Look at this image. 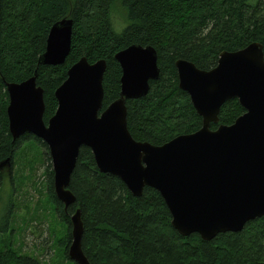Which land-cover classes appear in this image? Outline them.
I'll return each mask as SVG.
<instances>
[{
  "label": "trees",
  "instance_id": "obj_1",
  "mask_svg": "<svg viewBox=\"0 0 264 264\" xmlns=\"http://www.w3.org/2000/svg\"><path fill=\"white\" fill-rule=\"evenodd\" d=\"M67 17L73 28L65 62L38 64L50 26ZM253 41L262 44L264 56V0H0V163H12L23 143H37L45 150L44 158L50 159L46 144L33 134L12 139L7 82L23 81L36 70L46 123L57 107L54 90L70 65L82 56L89 62L104 59L103 109L119 96L121 68L115 53L133 43L151 45L157 51L159 76L149 82L146 95L126 100V118L134 139L160 145L196 131L202 123L189 95L178 87L175 60L210 69L221 51ZM243 112L236 98L228 99L220 108L218 123L210 127L231 124ZM44 173L48 200L62 219L70 224V214L79 208L81 247L90 264H264V216L248 221L241 231L219 233L205 241L197 233H177L156 189L144 187L136 197L117 176L100 172L86 146L79 149L68 186L76 200L66 210L55 197L50 163ZM7 205L12 208L15 201L9 198ZM0 224L7 237L8 221L1 219ZM65 238H71L70 230L59 244L62 255L67 251ZM17 251L10 247L0 253V264H19L25 258ZM63 258L57 264H71Z\"/></svg>",
  "mask_w": 264,
  "mask_h": 264
},
{
  "label": "water",
  "instance_id": "obj_2",
  "mask_svg": "<svg viewBox=\"0 0 264 264\" xmlns=\"http://www.w3.org/2000/svg\"><path fill=\"white\" fill-rule=\"evenodd\" d=\"M73 20L54 22L37 63L59 65L70 51ZM121 68L119 96L102 109L106 61L80 57L54 90L57 107L45 123L43 88L37 72L20 82H7L8 129L15 140L25 133L47 146L53 170V191L64 210L76 200L69 189L81 146L88 147L100 172L117 176L133 196L144 187L156 189L181 236L197 233L209 241L217 234L241 231L248 221L264 216V56L253 41L219 53L217 63L201 69L176 59L178 87L201 117L194 132L155 145L132 137L127 127L126 100L147 94L159 76L157 51L133 43L115 53ZM236 98L244 108L231 124L218 123L222 104ZM69 257L90 264L81 247L79 208L69 217Z\"/></svg>",
  "mask_w": 264,
  "mask_h": 264
},
{
  "label": "rangeland",
  "instance_id": "obj_3",
  "mask_svg": "<svg viewBox=\"0 0 264 264\" xmlns=\"http://www.w3.org/2000/svg\"><path fill=\"white\" fill-rule=\"evenodd\" d=\"M44 151V148L37 143H23L12 163H0V221L1 219L8 221L7 228H10L9 231L11 230L13 236V244L10 247L18 250L20 248V252H25L33 242V238L29 236L32 230L39 233L40 229H44L39 225L42 220L47 229L52 252L49 250L41 256V264H57L62 257H65V252L63 255L60 253L62 251L59 249L62 248L59 244L62 243L65 231L70 230L71 235L72 225L71 221L69 224L62 219L60 212L57 208L55 210L54 205L48 200L44 171L46 165L51 164V160L44 158ZM24 155L25 165L22 162ZM33 165H36L35 169ZM9 198L15 201L12 208L7 205ZM20 239H23V243L17 248L16 243ZM3 242L7 244L4 238L2 244ZM2 244L0 248L5 246Z\"/></svg>",
  "mask_w": 264,
  "mask_h": 264
},
{
  "label": "flooded vegetation",
  "instance_id": "obj_4",
  "mask_svg": "<svg viewBox=\"0 0 264 264\" xmlns=\"http://www.w3.org/2000/svg\"><path fill=\"white\" fill-rule=\"evenodd\" d=\"M13 191H14V188H13ZM39 225L43 226L44 229H42V230L40 229L39 233H36L35 231L32 230L31 235H29L33 238V242L31 243L30 248L27 249V251H25V252H20L19 244L23 243V239H20L19 242L16 243L17 248H19V250L16 253H17L18 257L23 255V257H21V258L26 259V257H27V259L30 260L31 262L32 261H34L36 263L40 262V264H41L42 263L41 256L46 254L49 250L52 252V249H51L49 242H48V233H47L46 226L44 225V222L41 220ZM0 226H2V225L0 224ZM0 232H1L0 233V245L2 244L3 238L5 241H7V244H5L4 242L2 244V245L7 246V248L5 250H0V253L4 254L8 251V249L10 248V245L13 244V236L11 234V231L8 232L9 235L7 237L3 236L2 230H0ZM52 242H53V240H52ZM70 242H71V238H70V240L66 239L64 242L65 244H64L63 248L67 249L65 255L68 257V259L65 258L66 256L63 259L69 260L72 264H77L68 255V248H69ZM25 259H22L19 264H26L27 261Z\"/></svg>",
  "mask_w": 264,
  "mask_h": 264
}]
</instances>
